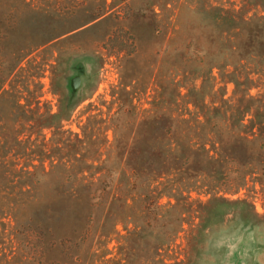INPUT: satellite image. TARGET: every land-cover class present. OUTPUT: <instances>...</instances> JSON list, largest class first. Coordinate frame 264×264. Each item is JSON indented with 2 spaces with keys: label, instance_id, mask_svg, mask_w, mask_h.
<instances>
[{
  "label": "rangeland",
  "instance_id": "374dc122",
  "mask_svg": "<svg viewBox=\"0 0 264 264\" xmlns=\"http://www.w3.org/2000/svg\"><path fill=\"white\" fill-rule=\"evenodd\" d=\"M72 1L0 0V85L10 89L8 104L0 102V111L19 108L14 101L18 88L26 83L24 93L31 91L34 96L40 90L42 109L55 115L48 119L53 126L46 130L44 147L33 128L30 137L18 142L13 116H8L7 129L0 132V264H264V174L225 192L207 189L202 185L207 183L205 175L180 168L177 175L158 180H170L169 192L160 197L164 186L158 182L148 185L143 178L128 189L110 185L102 176L112 174L102 168L105 159L113 165L112 175L126 179L132 168L120 169L118 161L144 159L146 145L159 140L156 133L148 139L147 131H156L151 110L208 109L211 101L220 103L223 92L238 106L232 82L197 77L193 64H179L180 52L165 54L168 33L161 17L168 16L151 17L141 10L151 0L128 2L144 18L121 21L123 25L110 18L35 50L31 56L44 63L34 70L39 79L21 81L13 72L4 80L6 68L12 65L3 62L5 49L30 48L52 33L78 25V11L67 15L60 9ZM39 6L46 11H38ZM246 11L254 12L250 6ZM114 29L118 39L132 40L133 46L115 50L105 44ZM262 91L260 86L252 87L250 94ZM255 107L264 113V104ZM57 118H62L58 131ZM262 142L256 141L254 150ZM124 147L129 148L126 158ZM40 158L75 162L67 169L72 174L70 189L77 187L76 171L93 160L94 167L84 169L94 177L95 183L87 189L95 197L94 206L82 200L68 205L59 188L36 185L31 165ZM210 179L223 180L219 175ZM189 184L193 185L187 188ZM179 222L181 231L164 244L163 225Z\"/></svg>",
  "mask_w": 264,
  "mask_h": 264
},
{
  "label": "trees",
  "instance_id": "16d2710c",
  "mask_svg": "<svg viewBox=\"0 0 264 264\" xmlns=\"http://www.w3.org/2000/svg\"><path fill=\"white\" fill-rule=\"evenodd\" d=\"M129 1L74 0L66 3L60 9L65 10L67 15L72 14L74 10L78 11V25L63 32L52 33L30 48L5 49L2 52L3 62L12 65L6 68L4 80L13 72L21 81L39 79V75H34V70L38 65L43 67L44 63L38 64L40 61H36L31 54L66 33L76 29L79 33H84L110 18L120 21V24L121 21L134 22L138 18H144V13L141 15L138 8H131ZM247 6L254 11L252 14L244 12ZM37 9L43 13L46 11L40 6ZM143 9L151 17L167 13L166 20L161 17L163 28L168 33L164 41L165 54H170V51L180 52L179 64H193L198 70L197 77H207L208 80L219 78L221 81L225 79L224 83L232 82L233 95L237 98L235 101L238 106L235 108L233 99L225 98L222 90L220 103L217 105V101H211V104H207L208 109H159L158 112L151 110L150 122L156 123V131L148 130V139L156 133L159 140L146 145L144 159L131 162L125 159L123 164L118 161L121 164L120 169L132 168L126 179L112 175L115 171L109 167L113 165L108 164L109 160L105 159L101 161L102 168L106 173L110 170L112 174L102 176L109 180L110 185L116 183L128 189L134 188L143 178L148 185L158 182L164 186L163 192L159 193L160 197L169 192L166 183L170 180H158L175 175L180 168L205 175L204 182L207 183L202 185L207 189L225 192L239 189L255 174H264V142L254 150L256 141L264 140V113L255 111L258 109L255 104H264V0H151L141 7V10ZM159 10L160 12H157ZM180 34L183 35L178 37ZM173 41H176L175 45H171ZM133 43L132 40L118 39L115 29L110 30L105 40V44L115 50L124 49V45L133 46ZM24 60L25 65L22 64ZM39 70L44 71L42 68ZM25 84L18 88L19 94L14 101V105L19 108L1 109L0 132L4 133L7 129L6 120L10 118L8 116H13L18 142L30 137V128H33L37 139L40 137L41 147H44L48 141L46 130L53 126L48 123V119L55 118V115L50 113V109H42L40 90L34 96L31 91L24 93L27 90ZM257 86L263 91L257 95L250 94L251 88ZM192 87L194 88V85ZM9 93L10 89L0 85V102L8 104ZM61 119H58L57 126L54 127L57 131L62 127ZM178 126L185 129H179ZM178 131L181 133L178 134ZM2 138L0 136V139ZM126 150L128 153L129 148L125 147L122 152L126 154L125 158L128 156ZM140 152V149L135 150L133 158ZM74 164V161L40 158L37 163L31 165V177L36 185L50 183L53 189L59 188L68 205L82 200L93 207L95 197L87 192V189H90L95 181L94 177L85 173L88 170L84 168L94 167V161L84 162V167L76 171L73 178L77 179V187L70 189L72 174L67 172V169H71ZM57 169L62 171L54 172ZM149 174L152 176L150 179ZM210 175H219L223 180L211 181ZM191 185L193 184L187 185V188ZM181 229L182 222L164 224V244L168 245V240L175 237Z\"/></svg>",
  "mask_w": 264,
  "mask_h": 264
}]
</instances>
